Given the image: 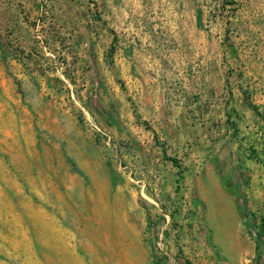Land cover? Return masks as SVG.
I'll return each mask as SVG.
<instances>
[{
    "label": "rangeland",
    "instance_id": "1",
    "mask_svg": "<svg viewBox=\"0 0 264 264\" xmlns=\"http://www.w3.org/2000/svg\"><path fill=\"white\" fill-rule=\"evenodd\" d=\"M219 1L0 0V264H264V0Z\"/></svg>",
    "mask_w": 264,
    "mask_h": 264
},
{
    "label": "trees",
    "instance_id": "2",
    "mask_svg": "<svg viewBox=\"0 0 264 264\" xmlns=\"http://www.w3.org/2000/svg\"><path fill=\"white\" fill-rule=\"evenodd\" d=\"M219 3H221V5L219 6V11L222 13L224 12V10L226 9L227 6L233 7L232 9H230L228 11L231 15L229 18H227L228 19L227 23H229L231 21V19L233 17H235V13L237 11V8H236L237 3L234 0H220ZM114 41H115V39H114ZM5 48H6L5 42H3L2 39L0 38V50L2 51V53H5ZM252 108L254 110H256L255 106H252ZM260 221H261V224L258 227L259 233H258L257 238H256V241H257L256 252H258V254L261 250V245L264 244V239H263V237H264V218H262Z\"/></svg>",
    "mask_w": 264,
    "mask_h": 264
},
{
    "label": "crops",
    "instance_id": "3",
    "mask_svg": "<svg viewBox=\"0 0 264 264\" xmlns=\"http://www.w3.org/2000/svg\"><path fill=\"white\" fill-rule=\"evenodd\" d=\"M203 193H204V191H203ZM225 208L227 209V211L230 213V215L232 216V218H233V215H232V211L226 206V203H225ZM211 221V220H210ZM212 222V221H211ZM213 224H215L216 226H217V228H218V231H219V225H218V223L216 222V223H214V222H212ZM235 225V224H234ZM223 226H221V228H222ZM235 227H233V233H228V238H227V242H228V244L229 245H233L234 247H237L239 244L237 243V242H235L234 243V239L235 240H237V238H236V233H235V229H234ZM223 246V245H222ZM224 247V246H223ZM254 250H255V248H254ZM241 255H239V257H240Z\"/></svg>",
    "mask_w": 264,
    "mask_h": 264
}]
</instances>
